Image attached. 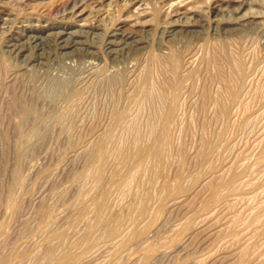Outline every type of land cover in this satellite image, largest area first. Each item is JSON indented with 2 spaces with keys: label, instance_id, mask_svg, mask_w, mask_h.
Here are the masks:
<instances>
[{
  "label": "rangeland",
  "instance_id": "1",
  "mask_svg": "<svg viewBox=\"0 0 264 264\" xmlns=\"http://www.w3.org/2000/svg\"><path fill=\"white\" fill-rule=\"evenodd\" d=\"M191 1H181L180 9L166 18L165 0H142V8L149 13L140 17L133 8L121 17L128 0H0V64L9 67L5 71L0 65V264H36L37 251L45 249L49 237L65 231V242L73 243L85 230L78 208L87 204L89 213L90 198L98 194L94 180L85 177V172L95 166L88 153L95 141L97 146L103 145L101 134L109 128L114 104L128 105L130 113L134 110L131 115H136L135 130L141 133L150 128L145 127L149 123L146 118L163 109V99L149 100L134 91L137 79L146 70L153 75L150 86L155 85L151 89L158 96L166 98L171 92L170 85L177 79L182 81L175 122L169 129L167 155L153 182L143 184L144 192L152 195L150 202L146 195L141 196L139 204L143 208H138L133 196L118 188L109 194L115 207L126 206L127 210L122 212L124 219L128 213L136 219L135 222L131 219V226L139 230L133 228L131 242L120 243V237L115 242L105 241L106 244L97 240L77 264H264V218L260 219L264 215V0H238L239 6L228 0L200 3L193 0L197 7L194 6V11L187 10ZM73 6L85 9L82 15L77 16ZM248 16L261 19L263 24L239 26L238 21ZM136 18L142 23L137 25ZM169 22L189 23L194 28L169 32L165 29ZM118 26L121 31L108 38L109 31ZM58 33L60 41L55 39ZM136 42L140 45L133 49ZM64 43H69L70 48L58 47ZM171 54H179L177 75L168 60ZM234 86L237 97L230 100L228 89ZM76 90L78 95L73 94ZM26 105L47 121L20 120ZM65 109H69L68 117L64 123H57L55 117ZM131 126L115 130V144L127 145L135 132ZM34 131L40 136H31L27 143L20 141V133ZM142 143L141 140L138 145ZM19 151L23 152L21 160ZM109 157L111 161L113 156ZM15 172L19 174V183L15 181ZM231 173L238 175L230 184L224 180ZM109 174L110 165L105 170L106 177ZM134 213L144 214L141 219L133 217ZM129 227L125 223L124 231ZM81 249L82 246L75 245L74 251ZM146 249L154 250L149 261H144Z\"/></svg>",
  "mask_w": 264,
  "mask_h": 264
},
{
  "label": "bare ground",
  "instance_id": "2",
  "mask_svg": "<svg viewBox=\"0 0 264 264\" xmlns=\"http://www.w3.org/2000/svg\"><path fill=\"white\" fill-rule=\"evenodd\" d=\"M160 1V0H159ZM184 2V0H165V4H167L166 6H168L167 8H166V10L165 11H167V13H166V18H170V15L172 14V12H174V11H176V10H178V9H180V7H179V5H180V3H182V2ZM202 0H196V2L197 3H200ZM209 1V0H208ZM207 1V2H208ZM212 1H214V2H216V1H219V0H212ZM229 1V3L230 4H232V5H235V4H237L238 6H239V2H238V0H228ZM67 3V2H66ZM65 3V4H66ZM111 3V2H110ZM193 3V4H192ZM226 3V2H225ZM241 3V2H240ZM187 4V3H186ZM194 4H196V3H194L193 2V0L190 2V5H189V3H188V8H187V10H193L194 11ZM202 5V4H201ZM67 6V5H66ZM199 6V5H198ZM223 6V5H222ZM76 7V6H75ZM74 6H73V9L75 8ZM196 7V6H195ZM242 7V6H241ZM76 8H77V10H76ZM75 8V12H76V14H77V16L78 15H82V13L84 12V10L85 9H81V10H78V7H76ZM134 9V11L136 12L137 11V13H138V17H140V16H142L143 14H148L149 12H147L145 9L146 8H142V0H128V2H127V4H125V9H124V13H123V11H122V13H121V17L123 16V15H125V13H128V11L130 10V9ZM221 8V7H220ZM112 9V8H111ZM163 9V8H162ZM161 9V10H162ZM183 9V8H182ZM196 9H197V7H196ZM125 10H127V11H125ZM199 10V9H198ZM211 10V9H210ZM238 10V9H237ZM152 12V11H151ZM116 13H118V12H116ZM193 13V12H192ZM74 14V13H73ZM129 14V13H128ZM72 15V14H71ZM238 15V14H237ZM75 16V15H74ZM130 16V15H129ZM117 17V16H116ZM120 17V18H121ZM127 16H125L124 18H126ZM136 17H137V15H136ZM137 17V18H138ZM153 16H151L150 17V20H151V18H152ZM163 17V16H162ZM219 17V16H218ZM135 18V17H134ZM137 18H136V20H137ZM210 18V17H209ZM220 18V17H219ZM230 18V17H229ZM83 19H85L86 20V17H84ZM186 19V18H185ZM216 19V18H215ZM140 20V19H139ZM148 21H149V19H147ZM153 20V19H152ZM151 20V22L153 23V21ZM166 20V19H165ZM239 20V19H238ZM138 21V20H137ZM136 21V22H137ZM145 21V20H144ZM144 21H143V23H144ZM169 21V20H168ZM186 21V20H185ZM236 21H237V19H236ZM150 22V21H149ZM194 22V21H193ZM89 23V22H88ZM138 23H140V21H138L137 22V25H139ZM142 23V22H141ZM140 23V24H141ZM155 23V22H154ZM176 23H177V21H176ZM257 24H263V23H261V19H258L257 17H252V16H248V17H243V18H241L240 19V21H238V25L239 26H245L246 28H247V26H254V25H257ZM87 25V24H86ZM130 25V24H129ZM144 25H147V24H144ZM166 25H167V23H166ZM216 25H219V22L218 23H216ZM120 26V25H119ZM118 26V28H116V29H113V30H110L109 31V35L108 36H110V37H108V38H111V37H113V36H115V35H117L116 34V31H121L120 30V27ZM165 26V25H164ZM252 26V27H253ZM149 27H151V26H149ZM225 27H227V25H225ZM191 28H194V25H192V24H189V23H187V24H183V25H177V24H174V23H172V22H169L168 23V25L166 26V30H169V32H174V31H177V30H179V31H188V30H190ZM131 29V28H130ZM129 29V30H130ZM138 29H140V28H138ZM145 29V28H144ZM149 29V28H148ZM149 31V30H148ZM153 31V30H152ZM165 31V30H164ZM212 31V30H211ZM214 31V30H213ZM150 32V31H149ZM131 33H133V32H129L128 34H129V36H131L132 34ZM145 33H147L146 31H145ZM175 33V32H174ZM73 34H70L69 35V38L72 40L73 39V36H72ZM60 38H61V36H60V34L58 33V34H56V36H55V39L56 40H59L60 41ZM63 38V37H62ZM80 38V37H79ZM65 40V39H64ZM82 40V39H81ZM75 41H76V39H75ZM141 41V40H140ZM73 42V41H72ZM167 42V41H166ZM76 43V42H75ZM76 45V44H75ZM108 45H113V43L112 42H108ZM140 45V42H136V44L134 45L135 47L133 48V49H135V48H137L138 46ZM142 45V44H141ZM58 46V45H57ZM216 46V45H215ZM59 48H61V49H68V48H70L69 47V43H64V44H61L60 46H58ZM76 47H78V46H76ZM80 47V46H79ZM143 47V46H142ZM173 47V46H172ZM218 47V46H217ZM72 48V47H71ZM129 50V49H128ZM222 50V49H221ZM77 51H79V50H77ZM229 51V53H231V51L230 50H228ZM222 52V51H221ZM86 53V52H85ZM194 53V52H193ZM216 53V52H215ZM153 54H155V53H153ZM163 54V53H162ZM162 54H160V55H162ZM200 54V53H199ZM207 54V53H206ZM212 54H213V52H212ZM165 55V54H164ZM176 55H179V54H171L169 57H168V60H169V62H170V66H171V68H172V70L174 71V73L177 75V72H178V66H179V61H178V59L179 58H177L178 56H176ZM231 55V54H230ZM166 56V55H165ZM225 56V55H224ZM232 56V55H231ZM163 57V56H162ZM212 57H213V55H212ZM218 57V56H217ZM222 58V57H221ZM232 58V60H233V58L234 57H231ZM193 59V58H192ZM235 59V58H234ZM237 59H238V57H237ZM214 61V60H213ZM216 61V60H215ZM215 61H214V63H215ZM234 61V60H233ZM152 62V61H151ZM162 62V61H161ZM208 62H210V60L208 61ZM222 62V61H221ZM236 62H237V60H236ZM223 63V62H222ZM233 63H235V62H233ZM158 64H159V61H158ZM224 64V63H223ZM222 64V65H223ZM227 64V63H226ZM236 64V63H235ZM1 65V64H0ZM154 67H155V69H156V63H154ZM162 65V64H161ZM225 65V64H224ZM241 63H239L238 65H237V71H241ZM2 70H5V71H7L8 70V66L7 65H5V63H3L2 65ZM207 65H205V67H206ZM216 66V65H215ZM235 66V65H234ZM152 67H153V65H152ZM160 67V66H159ZM164 67V66H163ZM142 68V67H141ZM1 69V68H0ZM142 69H144V68H142ZM141 69V70H142ZM185 69V68H184ZM206 69V68H205ZM1 70V71H2ZM141 70H139V71H141ZM157 70V69H156ZM160 70H162L161 68H160ZM222 70V69H221ZM95 71V70H94ZM155 71V70H154ZM163 71V70H162ZM166 72V71H165ZM218 72V71H217ZM221 72V71H220ZM3 73V72H2ZM6 73V72H5ZM114 73V72H113ZM137 72H135V74H136ZM144 74L141 76V78L138 80L137 79V83H135V85H134V91L135 92H137V93H140V94H142L146 99H149V100H153V99H156V101H157V99H163V102H164V106H163V109L160 111H158V112H154L153 114H151L148 118H146V121H148L147 123L149 124H147V125H145V127L147 128V126H150V128L148 129V131H147V133H141L140 132V130H139V128H138V130L139 131H137V129L135 130V125H137V121H136V118L134 117V116H136L135 114H134V116L133 115H131V113L134 111H131V113H130V111H129V109H131V108H129L128 107V105H123V106H117V104H114V107H113V111H112V114H111V117H110V122H109V128H107L101 135H102V143H103V145L101 146V147H99V145L97 146L95 143H96V141H95V143L92 145L91 144V146H90V150H89V153H88V157L91 159V160H93L92 162H93V165H94V163H95V166H93L88 172H85V177H91L93 180H94V182H95V186H96V188H97V191H98V194L96 195V196H93V197H91L90 198V215H89V213L87 212V204H82L81 206H79V208H78V214H79V219L81 220V221H83L84 223H85V230H83V232H81V234L79 233L78 235V237L77 238H75V241L73 242V243H67V242H65V240H64V237H65V234H66V232L65 231H62L61 233H58L57 235H53L51 238L49 237H47L48 239L46 240V247H45V249H42L41 250V252L39 253L38 251H37V255H36V257H35V262H36V264H77L78 262H79V260L84 256V255H86V253H88L89 251H90V249L94 246V243H97L98 241L97 240H103V243L105 242V241H111V240H114V239H116L117 237H120V243H121V241H123V240H126V242L124 243V242H122V243H124V244H127V243H130L131 242V240H132V238H133V228H135V227H133L132 228V226H131V224H133L131 221L133 220L132 218H131V215H129L130 213H128V216H126V217H128V218H126V219H124L123 218V211L124 210H127L126 209V206L125 205H123L122 207H115L114 206V204H112L111 202H110V198H109V194H110V192L113 190V189H120V190H122L123 191V193H125V194H128V196L129 195H131V196H133V200L135 201V202H137L136 204H139L140 203V198H141V196L142 195H146V198H147V202H150V199H151V193L150 192H144V189H143V184H144V182L145 181H147V182H153V180H154V175H155V173H156V171H157V168L164 162V160H165V156L167 155L166 154V152L168 151V143H169V129H170V126H171V124H172V122L174 121L175 122V115H176V111H177V108H178V93H179V90H180V88H181V86H182V81L179 83V82H177V80H176V82L174 81L171 85H170V89H171V92H169L170 94L165 98L164 96H162V95H160V96H158V95H155L154 94V92H152V89L154 88L153 86H155V85H151L153 88L151 89V86H150V81L153 79V78H151V76H153L152 74H151V71L150 70H146L145 72H143ZM161 73V72H160ZM169 73V72H168ZM117 74V73H116ZM156 74V73H155ZM154 74V75H155ZM219 74V73H218ZM1 75V74H0ZM140 75H141V73H140ZM139 75V76H140ZM234 75V74H233ZM12 76V75H11ZM167 76H168V74H167ZM215 76V75H214ZM229 76V75H228ZM111 77V76H110ZM202 77V76H201ZM220 77V76H219ZM218 77V78H219ZM100 78V77H99ZM120 78V77H119ZM156 78H157V75H156ZM163 78V77H162ZM162 78H161V80H162ZM167 78H169V77H167ZM206 78V77H205ZM236 78V77H235ZM5 79V78H4ZM16 79V78H15ZM108 79V78H107ZM112 79H113V77H112ZM229 79V78H228ZM231 79H232V77H231ZM120 80L122 81V78H120ZM233 80V79H232ZM108 81V80H107ZM113 81H115V80H113ZM159 81V80H158ZM163 81V80H162ZM161 81V82H162ZM168 81V80H167ZM223 81H224V79H223ZM210 82V81H209ZM112 83V82H111ZM116 83V82H115ZM129 83V82H128ZM127 83V84H128ZM134 83V82H133ZM159 83V82H158ZM169 83H171V82H169ZM211 83V82H210ZM67 84V83H66ZM110 84V83H109ZM153 84V83H152ZM154 84H156L155 82H154ZM160 84V83H159ZM162 84H164L163 82H162ZM224 84V83H223ZM60 85V84H59ZM64 85H65V83H64ZM68 85V84H67ZM108 84H106V86H107ZM112 85V84H111ZM232 85V84H231ZM0 86H1V84H0ZM6 86H8L7 85V83H6ZM12 86V85H11ZM57 86V85H56ZM63 86V85H62ZM166 86V85H165ZM205 86V85H204ZM250 86H251V84H250ZM58 87V86H57ZM61 87V86H60ZM127 87V86H126ZM130 87V86H129ZM156 87H157V85H156ZM161 87V86H160ZM217 87V86H216ZM226 87H228V86H226ZM225 87V88H226ZM7 88V87H6ZM119 88H121V87H119ZM158 88V87H157ZM167 88V87H166ZM249 88V87H248ZM52 89V88H51ZM50 89V90H51ZM54 89V88H53ZM65 89H66V87H65ZM160 89V88H159ZM163 89H165V88H163ZM203 89V88H202ZM227 89V88H226ZM234 89H235V86L234 87H230L228 90L230 91L229 92V99L230 100H235V98L237 97V93H235V92H237V91H235L234 92ZM67 90V89H66ZM105 90H106V88H105ZM115 90V89H114ZM120 90V89H119ZM118 90V91H119ZM156 90V89H155ZM63 91V90H62ZM154 91V90H153ZM157 91V90H156ZM169 91V90H168ZM208 92H209V90H208ZM65 93V92H64ZM106 93V92H105ZM111 93V92H110ZM157 93V92H156ZM161 93V92H160ZM37 94V93H36ZM69 94V93H68ZM74 95H78L79 94V91H75L74 93H73ZM117 94V93H116ZM139 94V95H140ZM159 94V93H158ZM162 94V93H161ZM166 94V93H165ZM180 94H182V93H180ZM179 94V95H180ZM209 94V93H208ZM45 95V94H44ZM118 95V94H117ZM116 95V96H117ZM167 95V94H166ZM202 95V94H201ZM219 95H221V94H219ZM224 95V94H223ZM200 96V95H199ZM210 95H208V97H209ZM110 97H111V94H110ZM113 97V96H112ZM44 98V97H43ZM205 98V97H204ZM217 98H219V97H217ZM222 98H223V96H222ZM136 99H138V98H136ZM209 99V98H208ZM119 100H120V98H119ZM144 100V99H143ZM210 100V99H209ZM214 100H216V98L214 99ZM226 100V99H225ZM71 101V100H70ZM113 101V100H112ZM137 101V100H136ZM223 101V100H222ZM72 102V101H71ZM151 102V101H150ZM228 102V101H227ZM239 102V101H238ZM119 103V102H118ZM142 103V102H141ZM148 103V102H147ZM216 103V102H215ZM218 103V102H217ZM24 104V103H23ZM69 104V103H68ZM108 104V103H107ZM138 104V103H137ZM149 104V103H148ZM147 104V105H148ZM222 104H223V102H222ZM87 105V104H86ZM113 105V104H112ZM140 106L142 105V104H139ZM159 105V104H158ZM157 104H156V106L157 107H159ZM181 105V104H180ZM219 105V104H218ZM217 105V106H218ZM228 105V104H227ZM80 107V106H79ZM93 107V106H92ZM112 107V106H111ZM139 107V106H138ZM161 107V106H160ZM224 107V106H223ZM74 108V107H73ZM133 108V107H132ZM143 108V107H142ZM141 108V110H144V109H142ZM145 108V107H144ZM149 108V107H148ZM181 108V107H180ZM216 108V107H215ZM95 109V108H94ZM139 109H140V107H139ZM150 109V108H149ZM153 109H154V107H153ZM218 109H219V106H218ZM238 109H239V107H238ZM248 109V108H247ZM73 110V109H72ZM111 110H112V108H111ZM110 110V111H111ZM220 110V109H219ZM225 110V109H224ZM145 111V110H144ZM150 111V110H149ZM22 112V114H20V116H19V119L20 120H25V119H27V118H32L33 120H35V121H37V122H39V123H42V122H46L47 121V119L46 118H43L42 116H40L38 113H37V111L33 108V107H31L30 105H26V106H24L23 107V110L21 111ZM107 112V111H106ZM139 112V111H138ZM100 113V112H99ZM110 113V112H109ZM137 113V112H136ZM144 113V112H143ZM179 113V112H178ZM94 114V113H93ZM140 114H141V112H140ZM145 114V113H144ZM220 114V113H219ZM68 115H69V109H65L63 112H61V113H59L56 117H55V120L57 121V123L58 122H63L64 123V120L68 117ZM73 115H74V111H73ZM138 115H139V113H138ZM178 115V114H177ZM223 115V114H222ZM220 116H221V114H220ZM243 116V115H242ZM77 117H78V114H77ZM96 117V116H95ZM101 117V116H100ZM147 117V116H146ZM177 117V116H176ZM99 118V117H98ZM109 118V117H108ZM138 118V117H137ZM218 118V117H217ZM236 118H237V116H236ZM32 119L30 120V121H32ZM72 119V118H71ZM92 119V118H91ZM142 119V118H141ZM148 119V120H147ZM101 120V119H100ZM109 120V119H108ZM143 120V119H142ZM141 120V121H142ZM223 120V119H222ZM67 121H68V119H67ZM82 121V120H81ZM139 121H140V119H139ZM145 121V122H146ZM69 122H70V118H69ZM92 122V121H91ZM43 123V124H44ZM71 123V122H70ZM80 123V122H79ZM142 122H140V124H141ZM156 123V124H155ZM251 123V122H250ZM49 124V123H48ZM146 124V123H145ZM174 124V123H173ZM172 124V125H173ZM92 125V124H91ZM97 125V124H96ZM95 125V126H96ZM101 125V124H100ZM106 125V124H105ZM126 125H132V126H134V130H135V132L132 134V136L130 137V139L128 140V141H126V142H128L127 143V145L126 146H119V145H117V144H115L114 143V139H115V137H116V129L117 128H120V127H122V126H126ZM142 125V124H141ZM61 126V125H60ZM95 126H94V128H95ZM131 126V127H132ZM138 126H139V124H138ZM175 126V125H174ZM248 127V126H247ZM105 128V127H104ZM125 128V127H124ZM129 128V127H128ZM145 128V129H146ZM182 128V127H181ZM221 128V127H220ZM47 129V128H46ZM66 129V128H65ZM78 129H79V127H78ZM82 129V128H81ZM90 129V128H89ZM142 129H143V127H142ZM41 130V129H40ZM95 130V129H94ZM126 130V129H125ZM128 130V129H127ZM132 130V129H131ZM147 130V129H146ZM133 131V130H132ZM252 131V130H251ZM264 131V130H263ZM81 132V131H80ZM128 132V131H127ZM68 133V132H67ZM79 133V132H78ZM126 133V132H125ZM129 133H130V131H129ZM232 133V132H231ZM122 134V133H121ZM33 135H36V136H40L39 135V132L38 131H34L32 134H30V133H20V136H19V138H20V141L21 142H24V143H27V142H29L30 141V137L31 136H33ZM127 135H128V133H127ZM130 135H131V133H130ZM123 136V135H122ZM125 136V135H124ZM129 136V135H128ZM206 136V135H205ZM180 137V136H179ZM230 137V136H229ZM33 138V137H32ZM123 138V137H122ZM121 138V139H122ZM125 138H126V136H125ZM124 138V139H125ZM128 138V137H127ZM203 138V137H202ZM99 139V138H98ZM119 140V139H118ZM141 140H142V142L143 143H145V144H143L142 143V145H138V143L139 142H141ZM171 140V139H170ZM172 140H173V138H172ZM179 140V139H178ZM201 140V139H200ZM262 140V139H261ZM99 141V140H98ZM121 141H123V140H121ZM125 141V140H124ZM184 141V140H183ZM176 142V141H175ZM258 142V141H257ZM90 143V142H89ZM88 143V144H89ZM98 143V142H97ZM121 143V142H120ZM172 143V142H171ZM256 144V143H255ZM261 144V143H260ZM15 145V144H14ZM235 145V144H234ZM259 147V146H258ZM20 148V147H19ZM233 148V147H232ZM21 149V148H20ZM170 149V148H169ZM202 150V149H201ZM220 150V149H219ZM88 151V150H87ZM208 151V150H207ZM228 151V150H227ZM109 152H112L111 154H109ZM170 152V151H169ZM178 152V151H177ZM197 152V151H196ZM87 153V152H86ZM176 153V152H175ZM185 153V152H184ZM226 153V152H225ZM253 153H255V152H253ZM76 154V153H75ZM170 154V153H169ZM22 155H23V152L22 151H19V160H21V157H22ZM113 156L112 157V160L110 161V157L109 156ZM170 155H172V154H170ZM175 155V154H174ZM175 156H177V155H175ZM251 156V155H250ZM87 157V158H88ZM169 157V156H168ZM172 156H170V158H171ZM224 157V156H223ZM251 157H253V156H251ZM194 158H198V157H194ZM180 159V158H179ZM200 159V158H199ZM89 160V159H88ZM167 160V159H166ZM196 160V159H195ZM217 160V159H216ZM259 161V160H258ZM73 162H75V161H73ZM92 162H91V165H92ZM189 162V161H188ZM217 162V161H216ZM181 162H179V164H180ZM190 163V162H189ZM209 163H211L210 161H209ZM208 163V164H209ZM215 163V162H214ZM167 164V163H166ZM28 165V164H27ZM81 165V164H80ZM88 165H89V163H88ZM109 165H110V174L106 177V175H105V170H106V168L107 167H109ZM173 165V164H172ZM233 165V164H232ZM232 165L230 166V167H232ZM183 166V165H182ZM194 167V166H193ZM229 167V166H228ZM241 167V166H240ZM240 167H239V169H240ZM264 167V166H263ZM165 168V167H164ZM261 169H263V168H261ZM260 169V170H261ZM165 170V169H164ZM231 170V172H232V169H229V171ZM238 170V169H237ZM236 170V171H237ZM57 171V170H56ZM226 171V170H225ZM228 171V170H227ZM257 171V170H256ZM54 173V172H53ZM170 173V172H169ZM162 174V173H161ZM226 174H229V172L228 173H226ZM237 175H238V173H231L230 175H229V177L226 179V180H224V181H228L229 180V183L231 184V182H230V180L232 181V179L233 178H235V177H237ZM83 176H84V174H83ZM160 176V175H159ZM164 176H166V173H165V175ZM175 176V175H174ZM173 176V177H174ZM227 176H225V178H226ZM258 177V176H257ZM260 177V176H259ZM263 177V176H262ZM14 178H15V181L16 182H18L19 183V181H21L20 180V178H19V174H18V172H15V175H14ZM51 178V177H50ZM164 178H166V177H164ZM189 178V177H188ZM224 178V179H225ZM48 179V178H47ZM167 179V178H166ZM219 179H220V177H219ZM237 179V178H236ZM81 180V179H80ZM107 180V183L108 184H106V181ZM221 180V179H220ZM91 181V180H90ZM132 181V182H131ZM164 181H165V179H164ZM215 181H217V180H215ZM235 181V180H234ZM244 181H245V179H244ZM255 181H257V180H255ZM203 182V181H202ZM209 182V181H208ZM210 182H211V180H210ZM219 182V181H218ZM223 182V181H222ZM161 183H163V182H161ZM165 183V182H164ZM205 183V182H204ZM206 183H207V179H206ZM205 183V184H206ZM215 183V182H214ZM228 183V182H227ZM226 183V184H227ZM51 184V183H50ZM212 184V183H211ZM217 184V183H216ZM215 184V185H216ZM225 183H224V185H226ZM229 184V185H230ZM232 184H233V182H232ZM242 184V183H241ZM252 184V183H251ZM83 185V184H82ZM207 185V184H206ZM220 185V184H219ZM228 184H227V187L229 186ZM238 185V184H237ZM95 186H94V188H95ZM163 186H164V184H163ZM162 186V187H163ZM173 186V185H172ZM208 186V185H207ZM210 186V185H209ZM217 186H218V184H217ZM235 186V185H234ZM253 186V185H252ZM204 187H205V185H204ZM211 187V186H210ZM250 187V186H249ZM19 188V187H18ZM95 188V189H96ZM159 188H161V187H159ZM164 188V187H163ZM181 188V187H180ZM212 188H214V187H212ZM218 188V187H217ZM75 189V188H74ZM94 189V190H95ZM149 189V188H148ZM162 189V188H161ZM168 189H170V188H167V191H168ZM176 189H178V191H179V188H176ZM219 189V188H218ZM263 189V188H262ZM72 190V189H71ZM81 190V189H80ZM93 190V189H92ZM91 190V191H92ZM207 190V189H206ZM208 190H209V188H208ZM214 190H215V188H214ZM237 190V189H236ZM74 191V190H73ZM72 191V192H73ZM97 191H95V193L97 192ZM158 191H159V189H158ZM162 191V190H161ZM171 191V190H170ZM170 191H168V192H170ZM173 191V190H172ZM177 191V190H176ZM181 191V190H180ZM179 191V192H180ZM213 190L211 189V192H212ZM260 191V190H259ZM162 192H164V189H163V191ZM216 192V191H215ZM215 192H213V193H215ZM217 192H218V190H217ZM112 193V192H111ZM116 193V192H115ZM114 193V194H115ZM154 193V192H153ZM160 193V192H159ZM178 193V192H177ZM259 192H257V194H258ZM113 194V195H114ZM125 194H123L122 195V197H125ZM163 194V193H162ZM205 194V193H204ZM256 194V195H257ZM117 195V194H116ZM170 195V194H169ZM211 195V194H210ZM218 195V194H217ZM253 195V194H252ZM251 195V196H252ZM162 196V195H161ZM160 196V197H161ZM212 196V195H211ZM244 196V195H243ZM261 196V195H260ZM120 197H121V195H120ZM122 197H121V200H122ZM215 197V195H213V198ZM218 197V196H217ZM255 197V196H254ZM155 198V197H154ZM210 198V197H209ZM235 198V197H234ZM247 198V197H246ZM250 198V197H249ZM125 199V198H124ZM216 199V198H215ZM215 199L213 200V201H215ZM230 199V198H229ZM251 199V198H250ZM68 200V199H67ZM179 200V199H178ZM192 200V199H191ZM212 200V199H211ZM216 200H218V198L216 199ZM14 201V200H13ZM120 201V200H119ZM124 201V200H123ZM132 201V200H131ZM180 201V200H179ZM209 201V200H208ZM254 201H256V200H254ZM34 202V201H33ZM115 202H116V199H115ZM210 202V201H209ZM209 202H206V203H209ZM237 202V201H236ZM243 202V201H242ZM251 202V201H250ZM13 203V202H12ZM17 203V202H16ZM120 203H121V201H120ZM132 203H133V201H132ZM131 202H130V204L131 205H133ZM144 203V202H143ZM192 203V202H191ZM190 203V204H191ZM213 203H215V202H212L211 204H213ZM229 203V202H228ZM232 203V202H231ZM241 203V202H240ZM18 204V203H17ZM89 204V203H88ZM129 204V203H128ZM128 204H126L127 206H128ZM135 204V205H136ZM161 204V203H160ZM249 204V203H248ZM247 204V205H248ZM263 204H264V202H263ZM263 204H261V205H263ZM10 205V204H9ZM16 205V204H15ZM148 204H146V206H147ZM185 205V204H184ZM206 205V204H205ZM228 205V204H227ZM233 205H235V204H233ZM237 205V204H236ZM258 205H260L259 203H258ZM257 205V206H258ZM12 206V205H11ZM130 206V205H129ZM134 206V205H133ZM139 207L138 208H140V207H142L143 208V206L142 205H138ZM161 206V205H160ZM193 206V205H192ZM256 206V207H257ZM12 207H14V206H12ZM37 207V206H36ZM59 207V206H58ZM61 207V206H60ZM131 207V206H130ZM167 207V206H166ZM231 207V206H230ZM15 208V207H14ZM26 208V207H25ZM128 208V207H127ZM133 208H137V207H133ZM147 208V207H146ZM160 208V207H159ZM180 208V207H179ZM224 208V207H223ZM222 208V209H223ZM233 208V207H232ZM254 208V207H253ZM263 208V207H262ZM10 209H11V207H10ZM129 209V208H128ZM132 209V208H131ZM130 209V210H131ZM145 209V208H144ZM143 209V210H144ZM234 209V208H233ZM257 209V208H256ZM256 209H254V210H256ZM14 210V209H13ZM22 210V209H21ZM72 210V209H71ZM136 210H139V209H136ZM135 210V211H136ZM142 210V211H143ZM146 210V209H145ZM144 210V211H145ZM217 210V209H216ZM242 210V209H241ZM244 210V209H243ZM129 211V210H128ZM127 211V212H128ZM134 211V210H133ZM141 211V210H140ZM215 211V210H214ZM139 212V211H138ZM158 212V211H157ZM159 212H160V210H159ZM167 212V211H166ZM172 212V211H171ZM250 212V211H249ZM255 212V211H254ZM70 213V212H69ZM126 213V212H125ZM124 213V214H125ZM140 213V212H139ZM156 213V212H155ZM226 213V212H225ZM18 214V213H17ZM133 214V213H132ZM135 214V213H134ZM142 214H144V213H142ZM142 214H140V216L142 215ZM156 214H158V213H156ZM262 214V213H261ZM123 215V216H122ZM125 215H127V213L125 214ZM155 215V214H154ZM239 215V214H238ZM133 216V215H132ZM137 215L135 214L133 217H136ZM140 216H137V217H139L140 218ZM158 215H156V217H157ZM251 216V215H250ZM262 216V215H261ZM260 216V217H261ZM264 216V215H263ZM261 217L260 219H262L263 220V218L264 217ZM136 217V218H137ZM153 217V216H152ZM217 217V216H216ZM234 217V216H233ZM237 217V216H236ZM138 218V220H140ZM144 219H145V217H143ZM167 218V217H166ZM176 218V217H175ZM247 218V217H246ZM248 218H250V217H248ZM21 219V218H20ZM132 219V220H131ZM141 219H142V216H141ZM204 219V218H203ZM239 219V218H238ZM38 220V219H37ZM53 220V219H52ZM182 220V219H181ZM217 220V219H216ZM67 221V220H66ZM134 222L136 221V219H134L133 220ZM153 221V220H152ZM225 221H226V219H225ZM232 221H234V220H232ZM243 221V220H242ZM129 223L130 224V230H129V228H128V230L127 231H124V228H123V226H124V224L125 223ZM139 222V221H138ZM153 222H155V221H153ZM236 222V221H235ZM245 222V221H244ZM259 222H261V220H259L258 221V223ZM156 223V222H155ZM181 223V222H180ZM262 223H263V221H262ZM136 224H137V222H136ZM147 224V223H146ZM149 224V223H148ZM147 224V225H148ZM188 224V223H187ZM187 224H185L186 226H187ZM230 224V223H229ZM235 224V223H234ZM257 224V223H256ZM33 225V224H32ZM184 225V226H185ZM48 226V225H47ZM135 226V225H134ZM144 226H146L145 224H144ZM144 226H142V227H144ZM194 226V225H193ZM198 226V225H197ZM211 226V225H210ZM223 226V225H222ZM230 226V225H229ZM241 226V225H240ZM264 226V225H263ZM263 226H260L259 228H261V227H263ZM208 227V226H207ZM206 227V228H207ZM138 227H136L135 228V230L137 229ZM152 228V227H151ZM160 228V227H159ZM187 228L188 227H186V228H183V230H187ZM229 228V227H228ZM234 228V227H233ZM240 228V227H239ZM252 228V227H251ZM144 229V228H143ZM191 229V228H190ZM11 230V229H10ZM137 230H139V229H137ZM144 230H147V228L146 229H144ZM205 230H207V229H205ZM214 230V229H213ZM255 230H259V229H255ZM41 231V230H40ZM81 231V230H80ZM147 231H149V229L147 230ZM220 231V230H219ZM227 231V230H226ZM57 232V231H56ZM76 232V231H75ZM145 232V231H144ZM211 232V231H210ZM248 232V231H247ZM258 232V231H257ZM50 233H52V232H50ZM78 233V232H77ZM141 233H143V231H141ZM246 233V232H245ZM56 234V233H55ZM73 234V233H72ZM136 234H138V233H136ZM145 234V233H144ZM192 234V233H191ZM194 234H196V233H194ZM139 235V234H138ZM137 235V237H139ZM141 235V234H140ZM189 235V234H188ZM252 235V234H251ZM256 235V234H255ZM262 235V234H261ZM70 236H71V234H70ZM73 236V235H72ZM75 237H76V235H74ZM236 236H237V234H236ZM235 237V236H234ZM249 237V236H248ZM263 237V236H262ZM147 238V237H146ZM253 238V237H252ZM39 239V238H38ZM117 239H119V238H117ZM135 239V238H134ZM139 239V238H138ZM204 239H206V238H204ZM259 239V238H258ZM4 240V239H3ZM136 240V239H135ZM134 240V241H135ZM201 240V239H200ZM39 241V240H38ZM43 241V240H42ZM73 241V240H72ZM95 241H97V242H95ZM143 241V240H142ZM176 241V242H175ZM175 241L173 240V244L175 243V245H176V243L178 242L176 239H175ZM114 242H115V240H114ZM185 242H187V241H185ZM231 242H233V241H231ZM249 242V241H248ZM2 243V242H1ZM171 243V242H170ZM189 243V242H188ZM211 243V242H210ZM229 243V242H228ZM104 244H106V242L104 243ZM145 244V243H144ZM238 244V243H237ZM75 245H79V246H82V249L79 251V252H75L74 250H75ZM96 245H98V246H100L99 244H96ZM103 245V244H102ZM101 245V246H102ZM138 245V244H137ZM246 245V244H245ZM252 245V244H251ZM135 247V246H134ZM183 247H185V246H183ZM197 247V246H196ZM195 247V248H196ZM218 247V246H217ZM232 247V246H231ZM247 247V246H246ZM97 249H100V248H98V247H96ZM102 248V247H101ZM104 248H106V247H104ZM103 248V249H104ZM174 248V247H173ZM187 248V247H186ZM95 249V248H94ZM217 249V248H216ZM238 249V248H237ZM2 250V249H1ZM109 250V249H108ZM112 250H113V248H112ZM242 250V249H241ZM248 250V249H247ZM92 251V250H91ZM119 251V250H118ZM153 251L154 250H151V249H146L145 250V252H144V261H149V259L153 256L152 254H153ZM166 251V250H165ZM238 251V250H237ZM260 251V250H259ZM99 252V251H98ZM97 252V253H98ZM112 252V251H111ZM117 252V251H116ZM163 252V251H162ZM90 253V252H89ZM92 253H93V251H92ZM112 253H114V252H112ZM119 252H117L116 254H118ZM212 253H214V252H212ZM258 253V252H257ZM96 254V253H95ZM157 254V253H156ZM88 256H89V254H87ZM93 255V254H92ZM241 255V254H240ZM254 254H252V256H253ZM32 257H33V255H31ZM94 256V255H93ZM116 256V255H115ZM122 256V255H121ZM142 256H143V254H142ZM160 256H161V254H160ZM33 257V258H34ZM86 257V256H85ZM159 257V256H158ZM254 257V256H253ZM155 258V257H154ZM238 258L240 259V256H238ZM86 259V258H85ZM143 259V258H142ZM202 259V258H201ZM227 259V258H226ZM259 259V258H258ZM30 261H31V258L29 259ZM29 260H28V262H29ZM88 260V259H87ZM247 260V259H246ZM260 260V259H259ZM33 261H34V259H33ZM83 261V260H82ZM81 261V262H82ZM118 261V260H117ZM200 261V260H199ZM104 262V261H103ZM158 262V261H157ZM201 262V261H200ZM199 262V263H200ZM203 262H204V260H203ZM237 262V261H236ZM248 262V261H247ZM256 262V261H255ZM31 263V262H30ZM105 263V262H104ZM151 263V262H150ZM211 263V262H210ZM21 264V263H20ZM27 264H29V263H27ZM33 264V263H32ZM35 264V263H34ZM190 264V263H189ZM197 264V263H196ZM230 264V263H229ZM243 264H245V263H243Z\"/></svg>",
  "mask_w": 264,
  "mask_h": 264
}]
</instances>
